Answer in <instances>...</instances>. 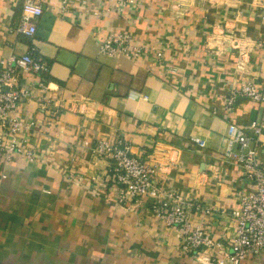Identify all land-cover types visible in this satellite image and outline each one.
<instances>
[{
	"label": "crops",
	"instance_id": "crops-1",
	"mask_svg": "<svg viewBox=\"0 0 264 264\" xmlns=\"http://www.w3.org/2000/svg\"><path fill=\"white\" fill-rule=\"evenodd\" d=\"M22 1L0 0V60L30 54L49 70L16 73L31 95L17 115L32 122L23 135L33 155L0 156V264H202L180 251L149 198L118 200L107 163L91 150L116 136L161 168L163 188L198 204L192 223L228 246L230 212L255 187L223 155L235 126L261 121L264 166V102L225 104L227 87L245 80L264 94L263 0H147L123 13L109 2L97 21L36 0L43 12L32 36L15 31ZM113 32L165 45V59L100 54L98 40ZM73 96L85 105L69 109ZM241 264H264V251Z\"/></svg>",
	"mask_w": 264,
	"mask_h": 264
},
{
	"label": "built area",
	"instance_id": "built-area-1",
	"mask_svg": "<svg viewBox=\"0 0 264 264\" xmlns=\"http://www.w3.org/2000/svg\"><path fill=\"white\" fill-rule=\"evenodd\" d=\"M109 2H113L116 11L123 13L126 9L136 10L148 1L55 0L49 4L61 15L82 11L88 20L97 21L109 10ZM42 12V6L36 0H23L15 31L32 36L36 28L35 20ZM179 49L183 51L181 47ZM165 50L166 46L161 43H137L135 34L130 32H113L98 40V52L107 56L122 55L134 60L148 57L163 61ZM17 70L44 75L48 73L49 63L30 54L0 60V156L6 159L15 154L30 158L33 155V152L27 149V140L23 135L30 129L32 122H25L17 115L18 103L31 95L27 89L17 84ZM39 86L52 94L58 91L50 88L49 83H40ZM237 96L264 102V94L252 80L242 81L236 87H227L225 104L228 109ZM71 100L69 109L74 105H85V101L79 97L73 96ZM262 125L261 121L256 119L245 129L235 126L223 150V155L238 164L245 176L255 183L252 191L239 194L237 206L230 212L233 219V235L228 246L213 239L202 226L192 223V208L199 205L184 199L171 189L163 188L156 180V172L161 168L134 154L129 141L118 136L103 138L97 140L91 150L107 163V173L115 184L118 200L133 203L141 198H149L152 215L164 227L176 232L181 252L190 254L202 264H241L247 258L264 251V166L256 157V138L261 134ZM204 212L207 213L208 210Z\"/></svg>",
	"mask_w": 264,
	"mask_h": 264
},
{
	"label": "rangeland",
	"instance_id": "rangeland-1",
	"mask_svg": "<svg viewBox=\"0 0 264 264\" xmlns=\"http://www.w3.org/2000/svg\"><path fill=\"white\" fill-rule=\"evenodd\" d=\"M215 36L217 37V34H214V37H215ZM212 40H213V39H210V42H213ZM210 47H212L211 44H210ZM215 47H216V46H215ZM212 48H213V47H212Z\"/></svg>",
	"mask_w": 264,
	"mask_h": 264
}]
</instances>
